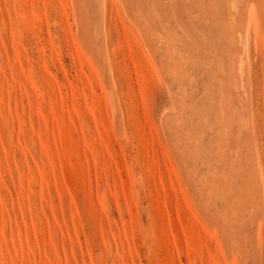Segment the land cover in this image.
<instances>
[{
  "label": "rangeland",
  "instance_id": "obj_1",
  "mask_svg": "<svg viewBox=\"0 0 264 264\" xmlns=\"http://www.w3.org/2000/svg\"><path fill=\"white\" fill-rule=\"evenodd\" d=\"M108 3L124 137L111 129L79 52L69 1L0 0V264H227L217 249L225 234L200 215L162 128V115L174 111L164 77L159 82L147 68L145 44L125 9ZM258 37L259 46L249 43L253 133L235 125L253 134L243 137L242 148L264 185V38ZM253 183L256 215L248 220L259 229L261 223L264 240L263 185Z\"/></svg>",
  "mask_w": 264,
  "mask_h": 264
},
{
  "label": "bare ground",
  "instance_id": "obj_2",
  "mask_svg": "<svg viewBox=\"0 0 264 264\" xmlns=\"http://www.w3.org/2000/svg\"><path fill=\"white\" fill-rule=\"evenodd\" d=\"M68 1L76 24L75 41L79 52L99 88L109 114L110 127L114 132L120 131L121 137H124V113L108 46L106 3L110 1V6L115 8L118 3L125 9L124 13H128L134 22L135 34L139 31L140 42L145 44L142 45L146 51L144 60L147 68L159 82V76L164 77L165 81L161 77L164 81L161 83L166 82L174 103V111H167L161 117L164 133L167 130L168 145L200 215L208 220L206 223L212 221L214 226L220 227L218 232L222 230L225 234L224 237L219 235L221 243L217 241V249L227 264H260V250L257 251L255 246H262L263 226L260 223L259 229L256 221L248 219L257 202L253 181L263 185V177L258 165L252 162L249 167L250 160L242 148L247 142L244 141L243 145L242 141L246 136V140L252 138L250 135L253 134H247L253 133L254 128L249 43L255 40L259 46L258 36L264 38L261 0ZM253 4L256 10L250 17ZM95 22L99 23V29ZM113 22H116L114 17ZM95 32L98 38L93 46H89ZM90 49L97 53V58ZM199 75L205 79L199 80ZM174 80L175 90L172 91ZM106 86L109 92H106ZM92 113L94 115V108ZM236 121L241 123L246 135L235 125ZM249 151L255 157L256 154L251 149ZM251 171L259 180L249 177V172L253 174ZM261 195L263 200L264 194ZM214 233L215 238L211 237L218 240ZM254 240L259 243L253 244Z\"/></svg>",
  "mask_w": 264,
  "mask_h": 264
},
{
  "label": "snow or ice",
  "instance_id": "obj_3",
  "mask_svg": "<svg viewBox=\"0 0 264 264\" xmlns=\"http://www.w3.org/2000/svg\"><path fill=\"white\" fill-rule=\"evenodd\" d=\"M260 8H261L262 13H264V0H261ZM255 10H256V5L255 4L251 5V10L249 13L250 17L254 15ZM262 247H264V240H262Z\"/></svg>",
  "mask_w": 264,
  "mask_h": 264
}]
</instances>
